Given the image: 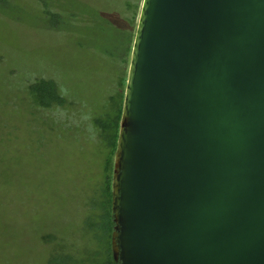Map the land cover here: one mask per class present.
<instances>
[{"label": "water", "instance_id": "obj_1", "mask_svg": "<svg viewBox=\"0 0 264 264\" xmlns=\"http://www.w3.org/2000/svg\"><path fill=\"white\" fill-rule=\"evenodd\" d=\"M110 183L113 264H264V0H142Z\"/></svg>", "mask_w": 264, "mask_h": 264}, {"label": "rangeland", "instance_id": "obj_2", "mask_svg": "<svg viewBox=\"0 0 264 264\" xmlns=\"http://www.w3.org/2000/svg\"><path fill=\"white\" fill-rule=\"evenodd\" d=\"M94 1L74 6L88 22ZM52 4L0 0V264H111L109 149L53 119L59 110L46 114L28 82L53 78L81 109L111 122L124 97L123 46L106 56L119 35L107 29L95 42L83 22L75 33L52 31L44 9Z\"/></svg>", "mask_w": 264, "mask_h": 264}, {"label": "trees", "instance_id": "obj_3", "mask_svg": "<svg viewBox=\"0 0 264 264\" xmlns=\"http://www.w3.org/2000/svg\"><path fill=\"white\" fill-rule=\"evenodd\" d=\"M142 0H97L94 1L96 17L91 21L87 16V10L76 11L75 4H82L84 0H55V4L44 7L45 14L48 16L49 28L52 31L62 33H75L77 25L84 23L83 34L86 37H94L95 42L103 41L107 35V29H110L115 35H119L114 49L102 50L108 57L115 56L119 45L123 46V53L120 55V61L124 70L128 68L129 56L132 47V41ZM108 32V33H109ZM85 38V37H84ZM85 42L86 39H84ZM78 44L81 48L86 43ZM126 81V78L125 80ZM28 90L35 97L38 106L46 113H52L59 110L62 115L60 118L54 116L60 124L76 132L84 133L87 139L94 141L103 140L109 149V155L105 161L104 177L105 189L103 192L105 200L110 201V183L111 169L113 162V152L115 150L121 107L117 108L116 114L111 122L106 121L101 115H93L89 111L81 109L76 103L65 96L57 82L50 77L36 76L28 82ZM77 106V107H76ZM80 108V109H78ZM47 114V113H46ZM52 116V115H51ZM108 142H106V141ZM106 193V194H105ZM111 227L113 225L111 218ZM112 230V229H111ZM111 256V255H110ZM111 258V257H110ZM111 264H113L111 259Z\"/></svg>", "mask_w": 264, "mask_h": 264}]
</instances>
